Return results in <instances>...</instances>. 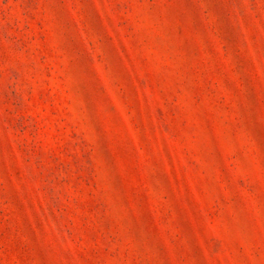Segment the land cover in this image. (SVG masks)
<instances>
[{"label":"rangeland","instance_id":"obj_1","mask_svg":"<svg viewBox=\"0 0 264 264\" xmlns=\"http://www.w3.org/2000/svg\"><path fill=\"white\" fill-rule=\"evenodd\" d=\"M0 264H264V0H0Z\"/></svg>","mask_w":264,"mask_h":264}]
</instances>
